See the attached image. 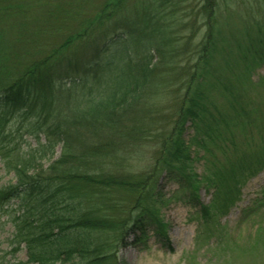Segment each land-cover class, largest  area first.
<instances>
[{"label": "trees", "instance_id": "16d2710c", "mask_svg": "<svg viewBox=\"0 0 264 264\" xmlns=\"http://www.w3.org/2000/svg\"><path fill=\"white\" fill-rule=\"evenodd\" d=\"M147 1L137 0L132 7L137 15L135 29L131 21L125 23L117 17L126 0L101 2L94 19L79 23L81 32L76 37L79 45L88 44L91 40L86 36L101 27L100 44L91 51L88 62L76 70L67 68L61 75L51 67L53 54L30 58L18 67L8 65L6 29L16 27L4 21L19 13L23 5L19 0H0V109L18 114L25 124L26 138L34 141V146H18L16 150L0 147V161L14 180L0 186V215L9 208L17 214L10 219L8 242L12 251L24 249L26 263L124 264L119 251L147 237L148 225L159 229L155 215L158 199L150 200L149 209L141 203L149 193L153 196L158 178L163 175L174 182V196L190 206L198 200L199 176L188 170L186 162L196 147H207L219 127L245 131L253 126L249 120L255 113L253 108L249 114L241 111L229 122L225 112L213 115L206 105L205 86L215 71L213 61L224 48L230 49V41L227 45L219 26L218 0H193V7L189 4L192 0ZM261 2L263 5L264 0ZM253 13L239 18L238 29L252 23L248 31H258L259 41L264 37V11L257 17ZM197 34V41L192 42ZM231 41L238 43L236 37ZM252 56L242 59L252 63H246L244 71L261 59L256 51ZM261 84L264 80L254 83ZM63 90L68 91L67 102L77 103L71 114L56 106L55 95ZM150 91L153 94L148 99ZM236 91V97L225 100L230 110L243 96ZM160 100L165 103L156 104ZM146 102L154 112L159 108L166 113L142 124L135 112L138 107L145 108L140 105ZM131 114L132 119L127 118ZM125 118L129 121L126 124ZM244 118H248L246 122ZM79 136L83 137L80 144ZM146 137L158 141L147 173L118 171L105 161L113 139L139 142ZM242 144L246 147L248 143ZM243 151L250 156L241 159L238 168L228 174L211 169L203 179L218 196L210 205L192 204L193 214L204 223L224 215L236 200L240 182L264 169V139ZM263 201H257L259 206H264ZM130 236L134 240L129 243Z\"/></svg>", "mask_w": 264, "mask_h": 264}, {"label": "rangeland", "instance_id": "374dc122", "mask_svg": "<svg viewBox=\"0 0 264 264\" xmlns=\"http://www.w3.org/2000/svg\"><path fill=\"white\" fill-rule=\"evenodd\" d=\"M103 1L105 0H19L23 5L21 11L8 16L4 21L9 26L16 27L6 29L8 65L13 64L18 67L25 65L24 61L30 58H42L50 54L54 56L51 67L58 69L61 75L67 68L75 69L84 65L91 57V51L100 44V35L103 31L101 27L95 28L91 36H86L91 42L79 45V39L76 38L81 32L79 23L86 19H94ZM261 1L218 0L219 26L227 45L230 41V49L224 48L213 61L212 70L216 72L211 74L210 84L205 86L208 93L206 105L213 115H217V112H225L226 120L229 122H232L243 110L249 114L253 108L255 113H251L252 120L249 117L253 125L250 129L249 126L245 131H242L245 128L234 130L228 126L219 127L212 141L207 142V147H196L198 152L194 151V148L191 149L194 154L191 156L192 159L186 162L187 168L199 176L198 189L195 192L198 200L192 204L210 205L215 199L218 201L215 189L203 182V179L209 176L208 170L212 169L223 174L230 173L238 168L241 159L250 156L243 151V148L253 149L264 139V84L254 85L264 80V37L257 41L256 38L260 37V33L254 30L248 31L252 23L249 27L240 25L241 29H238L239 18L245 19L250 12H254L253 15L257 17L258 12L264 11V4L262 5ZM136 2L137 0H126V4L117 16L123 18L125 23L131 21L134 29L137 26L134 25L136 23L134 18L137 15L133 14L132 7ZM189 4L195 6L193 0ZM258 5H262L259 10H257ZM182 33L184 32L181 31L180 36H183ZM233 33H236L235 36L231 35ZM197 37L198 34L192 38V42L197 41ZM234 37L238 43L231 41ZM69 39L73 40L68 42ZM253 51H256L257 57L261 59L254 68L244 71L243 66L252 63L249 60L243 62L242 59H251ZM72 74L75 75V72ZM239 75L247 78H238ZM229 89L235 92L237 89L243 95L239 104L231 110L226 101L232 100L237 95ZM64 90L60 91L59 95H55L56 106L63 113L71 114L77 103L71 100L67 102L68 91ZM152 94V91L147 92L148 99ZM164 103L165 100L156 102V104ZM140 106L145 108L138 107L135 117L142 124L154 121L158 113H166L159 112V108L154 112L149 102ZM146 109L148 112H145ZM135 117L134 120L137 121ZM127 118L132 119V114ZM127 118L125 124L129 122ZM247 119L244 118V121L246 122ZM21 120L23 119L18 114L4 113L3 109H0V147L8 146L9 150H16L18 146L28 144L34 146L33 139L26 138L25 124ZM221 132L225 134L221 135ZM108 133L109 131L106 134ZM80 135L84 136V133L81 132ZM78 140L79 144L82 143L83 137L79 136ZM127 141L125 138L113 139L105 161L122 172L128 170L134 174H145L150 171L158 141L149 137L139 142L129 139ZM243 142L248 143L246 147ZM58 154L59 147L55 149L54 157L56 158ZM9 183H14L13 174L8 173L0 161V186ZM224 184L229 185L228 182ZM240 184L238 194H234L236 200L232 207L218 220L204 223L193 214L192 204L189 206L179 200L180 196H174L177 194L175 193L177 185L161 175L153 188V196L151 197L149 193L147 195L149 198L144 204L143 201L141 202L142 206L149 209L150 200L158 199L155 205L157 209L155 214L157 223H155L159 229L154 225H148L145 231L147 237H141L138 241L124 246L118 253L119 259L124 264H264V206H259L257 202L264 199V169L248 180L241 181ZM15 216L17 214L13 212V208H9L8 213L0 215V264H30L26 263L24 249L12 251L9 247L10 219ZM133 240V236L128 238L129 243Z\"/></svg>", "mask_w": 264, "mask_h": 264}]
</instances>
